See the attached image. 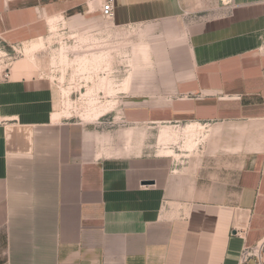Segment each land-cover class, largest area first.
<instances>
[{
    "label": "crops",
    "instance_id": "0c3cea01",
    "mask_svg": "<svg viewBox=\"0 0 264 264\" xmlns=\"http://www.w3.org/2000/svg\"><path fill=\"white\" fill-rule=\"evenodd\" d=\"M62 3L0 0V35ZM108 21L118 56L82 73L118 83L108 124L0 89V264L264 263V0H115Z\"/></svg>",
    "mask_w": 264,
    "mask_h": 264
},
{
    "label": "rangeland",
    "instance_id": "374dc122",
    "mask_svg": "<svg viewBox=\"0 0 264 264\" xmlns=\"http://www.w3.org/2000/svg\"><path fill=\"white\" fill-rule=\"evenodd\" d=\"M62 1L58 12L44 20L48 26L45 32L0 35V89L7 84L32 86L37 83L47 87L55 97L53 105L58 118L96 124L97 119L104 116L108 124L113 115H118L108 112L113 108V87L118 83L86 81L82 73L86 71L83 64L87 56L94 58L98 51L99 55L105 51L104 57L108 59L118 56L113 49H102L113 46L108 42L113 35L111 22L101 17V0ZM86 25L99 27V31L87 33ZM97 38L106 42L105 45L97 44ZM120 46L124 47L123 42ZM87 85L88 97L82 95ZM98 92H102L103 97H98Z\"/></svg>",
    "mask_w": 264,
    "mask_h": 264
},
{
    "label": "built area",
    "instance_id": "2783aa9c",
    "mask_svg": "<svg viewBox=\"0 0 264 264\" xmlns=\"http://www.w3.org/2000/svg\"><path fill=\"white\" fill-rule=\"evenodd\" d=\"M101 16L105 20H112L115 16V0H101ZM255 259V264H264L262 250H246L242 255V263L247 264L250 259Z\"/></svg>",
    "mask_w": 264,
    "mask_h": 264
}]
</instances>
